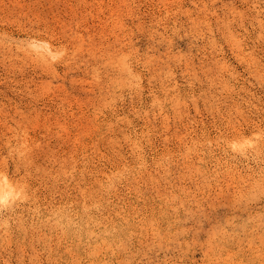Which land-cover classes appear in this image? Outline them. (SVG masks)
Returning a JSON list of instances; mask_svg holds the SVG:
<instances>
[{
    "label": "rangeland",
    "instance_id": "rangeland-1",
    "mask_svg": "<svg viewBox=\"0 0 264 264\" xmlns=\"http://www.w3.org/2000/svg\"><path fill=\"white\" fill-rule=\"evenodd\" d=\"M3 177L0 264H264V0H0Z\"/></svg>",
    "mask_w": 264,
    "mask_h": 264
},
{
    "label": "bare ground",
    "instance_id": "bare-ground-1",
    "mask_svg": "<svg viewBox=\"0 0 264 264\" xmlns=\"http://www.w3.org/2000/svg\"><path fill=\"white\" fill-rule=\"evenodd\" d=\"M31 47L35 51H37V53L39 52L41 56H47V54L55 55V53L53 52V48L46 40L34 39L33 41H31ZM14 194V185L6 177L0 179V201H9Z\"/></svg>",
    "mask_w": 264,
    "mask_h": 264
}]
</instances>
